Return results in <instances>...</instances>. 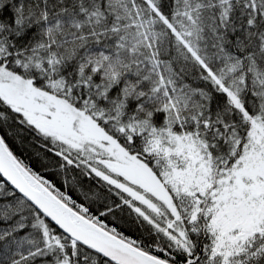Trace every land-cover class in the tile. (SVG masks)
I'll return each mask as SVG.
<instances>
[{
  "label": "snow or ice",
  "instance_id": "6c2138e0",
  "mask_svg": "<svg viewBox=\"0 0 264 264\" xmlns=\"http://www.w3.org/2000/svg\"><path fill=\"white\" fill-rule=\"evenodd\" d=\"M0 264H264V0H0Z\"/></svg>",
  "mask_w": 264,
  "mask_h": 264
}]
</instances>
